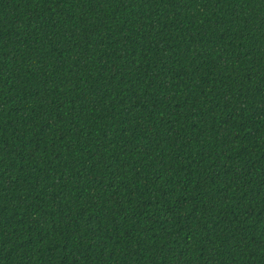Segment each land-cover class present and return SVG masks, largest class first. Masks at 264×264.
I'll list each match as a JSON object with an SVG mask.
<instances>
[{
    "label": "trees",
    "instance_id": "obj_1",
    "mask_svg": "<svg viewBox=\"0 0 264 264\" xmlns=\"http://www.w3.org/2000/svg\"><path fill=\"white\" fill-rule=\"evenodd\" d=\"M0 264H264V0H0Z\"/></svg>",
    "mask_w": 264,
    "mask_h": 264
}]
</instances>
